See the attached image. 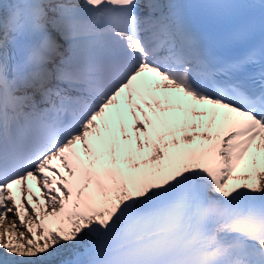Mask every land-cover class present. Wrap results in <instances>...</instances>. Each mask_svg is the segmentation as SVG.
Wrapping results in <instances>:
<instances>
[{"label": "snow or ice", "instance_id": "obj_1", "mask_svg": "<svg viewBox=\"0 0 264 264\" xmlns=\"http://www.w3.org/2000/svg\"><path fill=\"white\" fill-rule=\"evenodd\" d=\"M0 264H264V0H0Z\"/></svg>", "mask_w": 264, "mask_h": 264}, {"label": "bare ground", "instance_id": "obj_2", "mask_svg": "<svg viewBox=\"0 0 264 264\" xmlns=\"http://www.w3.org/2000/svg\"><path fill=\"white\" fill-rule=\"evenodd\" d=\"M34 190H36V189H35V187H34ZM37 194L39 195V192H38V190H37Z\"/></svg>", "mask_w": 264, "mask_h": 264}]
</instances>
